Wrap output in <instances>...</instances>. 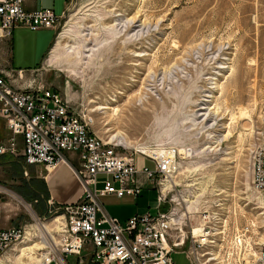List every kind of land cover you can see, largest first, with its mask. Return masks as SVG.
I'll return each instance as SVG.
<instances>
[{
	"label": "rangeland",
	"instance_id": "obj_1",
	"mask_svg": "<svg viewBox=\"0 0 264 264\" xmlns=\"http://www.w3.org/2000/svg\"><path fill=\"white\" fill-rule=\"evenodd\" d=\"M52 30L23 33L14 44L15 52L39 49L52 37L37 81L60 92L103 140L117 143L109 139L120 132L124 153L173 151L169 179L196 195L186 210L214 204L219 217L248 225L246 235L261 242L264 199L250 186V156L264 147V0H64ZM9 181L0 228L30 225L22 241L29 246L40 240L36 224L46 223L56 244L43 179L33 182L36 203L24 181ZM154 197V189L144 191L137 197L144 207H132L144 211ZM102 207L111 216L130 208ZM172 259L187 264L181 253Z\"/></svg>",
	"mask_w": 264,
	"mask_h": 264
},
{
	"label": "built area",
	"instance_id": "obj_2",
	"mask_svg": "<svg viewBox=\"0 0 264 264\" xmlns=\"http://www.w3.org/2000/svg\"><path fill=\"white\" fill-rule=\"evenodd\" d=\"M22 1L0 0V119L8 131L0 154L20 156L25 165H41L46 172L67 164L81 188L71 203L44 199L46 212L59 217L58 238L32 264H175V253L187 264H264V238L250 240L248 225L229 224L214 204L186 210L192 189L170 185L169 156L124 153L122 145L92 131L89 119L60 92L38 82L36 68L25 77L26 71L10 66L14 27L54 29L60 19L50 8L25 10ZM65 152L77 156V168ZM144 185L155 190L153 204L144 211L119 221L103 209L101 197H135ZM250 186L264 199V147L251 153ZM28 232V224L0 228V264H22L13 256Z\"/></svg>",
	"mask_w": 264,
	"mask_h": 264
},
{
	"label": "crops",
	"instance_id": "obj_3",
	"mask_svg": "<svg viewBox=\"0 0 264 264\" xmlns=\"http://www.w3.org/2000/svg\"><path fill=\"white\" fill-rule=\"evenodd\" d=\"M61 1L62 6L64 7V0H23L22 5L25 10H34L37 8H50L55 15H60L63 10V7L59 11H56L55 7L57 5L59 6ZM37 30H30L25 27H14L11 30L9 64L12 68L34 69L42 61L45 53L48 50L52 37L51 39H48L46 47H43L42 45L39 49L34 46L30 49L24 48V50L16 52L14 51V44L18 40L19 36H21L23 33H26V36L28 33H32V31ZM50 30L52 31L53 35V30ZM7 135L8 131L5 128L3 120L0 119V141ZM64 156L72 167L79 166V161L77 160V156L75 154L71 152H65ZM140 162L141 160L138 159L137 163L139 164ZM38 177L42 178L44 182V198H49L59 203H71L76 201L80 196L81 188L76 178L74 177L69 165L63 163L58 164L54 169L50 170L49 172H46L41 165H25L20 156H13L8 153L0 154V192H3L2 188L6 187L2 182L8 179L10 180L9 182L18 185L17 180L21 179L25 182L26 186L28 187V196L32 195L33 199H35L34 196L36 195V191L33 188V182ZM148 190H151V188L144 185V187H142L141 192L135 197L122 196L121 198H116L114 196H103L100 198V201L101 203L103 202L104 204H107L115 210L129 206L130 208L128 212L115 214V216H113L119 221H124L130 215L138 213L135 211L136 209H134V207L132 206H141L138 205L137 197L141 196L144 191ZM145 206L147 207L148 205L146 204ZM2 226H4V224H2Z\"/></svg>",
	"mask_w": 264,
	"mask_h": 264
},
{
	"label": "bare ground",
	"instance_id": "obj_4",
	"mask_svg": "<svg viewBox=\"0 0 264 264\" xmlns=\"http://www.w3.org/2000/svg\"><path fill=\"white\" fill-rule=\"evenodd\" d=\"M51 57V55H50ZM49 62V61H48ZM53 62V61H52ZM108 108L107 106H100L96 109H106ZM109 109V108H108ZM109 141H117V143H120L122 144L124 142V137L123 135L120 133V132H116L114 135H111L110 136V139ZM140 151V150H139ZM141 153L143 154H146L148 153V155L152 156V157H155V158H158L160 155H169L170 159H171V165H170V168L172 169V172H173V169H174V155H172L171 151L169 150H165L161 153V151H157V150H152V149H141L140 151ZM50 171V170H49ZM168 182L170 183V185H175V182L172 181L171 179L168 180ZM188 185H193L192 183L188 184ZM192 193V192H191ZM194 194V193H193ZM195 198H196V195H186L185 199H187V201L185 202L188 203V204H192L194 201H195ZM196 202V201H195ZM186 213V212H185ZM58 221V218H53V221L52 222H56L55 223V228L58 230V225H59V222ZM43 227L47 228L46 227V223L44 224H36V228L37 230L40 231V234L39 237H40V240H39V243L38 245L37 244H34V245H29L27 246L26 245V241H24V243L22 242L23 245H18L17 247H19L16 251L19 250V255H15L13 256L14 260H17V261H21L22 264H32L33 262H36L37 260H39V258L35 259L36 257L32 256V253H33V249L34 250H42L44 247H46L47 243H48V235H47V231H44L43 230ZM47 230V229H46ZM50 231V230H48ZM29 232L25 234V238L26 240H30V239H27V236H29ZM29 238V237H28ZM31 242V241H30ZM41 246H40V245ZM26 258V260L29 258V260L31 261V263H27L24 259ZM23 259V260H22ZM35 259V260H34Z\"/></svg>",
	"mask_w": 264,
	"mask_h": 264
}]
</instances>
